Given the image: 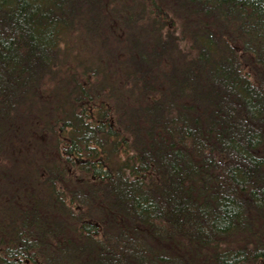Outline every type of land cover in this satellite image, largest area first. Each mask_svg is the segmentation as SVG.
<instances>
[{"label": "trees", "instance_id": "trees-1", "mask_svg": "<svg viewBox=\"0 0 264 264\" xmlns=\"http://www.w3.org/2000/svg\"><path fill=\"white\" fill-rule=\"evenodd\" d=\"M0 264H264V0H0Z\"/></svg>", "mask_w": 264, "mask_h": 264}]
</instances>
